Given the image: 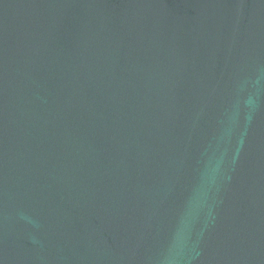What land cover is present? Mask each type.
Listing matches in <instances>:
<instances>
[{
	"label": "water",
	"instance_id": "95a60500",
	"mask_svg": "<svg viewBox=\"0 0 264 264\" xmlns=\"http://www.w3.org/2000/svg\"><path fill=\"white\" fill-rule=\"evenodd\" d=\"M0 264H264V0H0Z\"/></svg>",
	"mask_w": 264,
	"mask_h": 264
}]
</instances>
